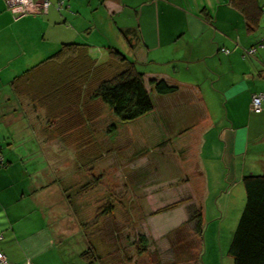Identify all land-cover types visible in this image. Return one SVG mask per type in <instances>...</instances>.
I'll list each match as a JSON object with an SVG mask.
<instances>
[{
  "label": "crops",
  "instance_id": "obj_1",
  "mask_svg": "<svg viewBox=\"0 0 264 264\" xmlns=\"http://www.w3.org/2000/svg\"><path fill=\"white\" fill-rule=\"evenodd\" d=\"M47 1L45 14L32 15L11 10L0 0L5 85L9 88L14 77L64 44L85 45L92 53L91 48L102 47V60L105 48L113 47L143 74L154 109L141 118L156 129L125 141L116 131L106 140L107 106L81 94L74 99L73 92L63 90L52 105L63 110L55 118L60 134L44 138L56 144L42 153L35 143L40 134L29 136L32 143L24 145L17 127L21 115L31 109L41 116V109L24 97L0 93L4 264H147L138 261L143 254L137 256L126 238L130 242L143 235L149 243L146 252L168 251L163 238L187 221L188 205L200 208L202 221L212 210L221 220L229 202H235L230 201L231 187L242 186L244 176L264 175V102L259 113L250 111L251 97L264 93V15L248 27L230 0ZM263 5L264 0H254L256 10ZM151 80H163L176 91L158 95ZM39 116L38 130L45 136L46 119L41 125ZM3 137L11 143L4 146ZM73 150L100 160L93 170L80 168L87 178L81 184L90 171L95 185L70 201L74 168L62 165L61 156L68 151L73 155ZM40 152L51 157L46 164ZM109 193L119 207L101 217L102 228L93 235L100 261L86 263L80 254L89 245L88 224L95 203L104 202ZM244 199L238 206L243 207ZM74 204H81L78 219L86 228H80Z\"/></svg>",
  "mask_w": 264,
  "mask_h": 264
},
{
  "label": "trees",
  "instance_id": "obj_2",
  "mask_svg": "<svg viewBox=\"0 0 264 264\" xmlns=\"http://www.w3.org/2000/svg\"><path fill=\"white\" fill-rule=\"evenodd\" d=\"M230 4L241 12L248 27L255 26L261 7L255 9L254 0H230ZM106 57L98 58L85 45L64 44L47 60L27 69L14 77L8 84L13 96L24 97L34 108L45 112L49 138L59 136L55 118L63 110H55L52 105L60 98V92L68 90L74 93L73 98L81 94L83 98L98 100L107 106L110 117L106 133L115 131L118 124H128L153 112L154 106L145 88L143 74L124 54L113 47L105 48ZM152 90L158 95H167L176 91L174 86L163 80L149 81ZM71 87V88H68ZM55 126V127H53ZM53 133V136L51 135ZM244 191V204L236 226L231 234L226 254L231 264H264V175H247L241 180ZM95 185L93 179L81 184L74 193L69 191V200L91 190ZM112 193L106 194L104 202L95 203L94 217L89 221L90 234L88 248L81 252L80 258L86 263L100 261L94 240L95 231L102 228L100 219L103 215L118 209L117 200L113 201ZM109 198V199H107ZM76 205V204H74ZM73 205V207H74ZM188 219L193 223L197 234H202L200 208L190 204L186 207ZM96 217V218H95ZM98 218L99 225L95 226ZM95 219V220H94ZM186 221V222H187ZM80 228H86L78 219ZM97 223V222H96ZM125 240V238H124ZM126 238V243L133 246L137 256L148 251V238L136 235L133 240ZM130 257H127V261Z\"/></svg>",
  "mask_w": 264,
  "mask_h": 264
},
{
  "label": "rangeland",
  "instance_id": "obj_3",
  "mask_svg": "<svg viewBox=\"0 0 264 264\" xmlns=\"http://www.w3.org/2000/svg\"><path fill=\"white\" fill-rule=\"evenodd\" d=\"M106 47V45H105ZM91 50L96 53V56L99 58V53H102L103 48L102 47H94L91 48ZM99 52V53H98ZM248 53V51H246ZM249 54V53H248ZM4 72L0 73V93L3 94H10L13 95L10 91V88L5 85L7 82L4 80L3 77ZM9 81V80H8ZM154 92V91H153ZM13 97V96H12ZM29 112L26 114L21 115L22 118L17 121V127L20 129L22 135V140L20 143L26 145V143H32L31 140H29V136H35V133H39L37 137L35 136V143L36 146H40L43 150L52 149L54 145L56 144L54 141L44 140V138L48 137L50 133L46 132V135L44 136V133H41V129H39V121L35 118V116L39 115H32V110H28ZM36 113V112H35ZM41 114L40 117V123L43 125V118L45 117V112L41 108V111L39 112ZM146 118V117H145ZM35 119V120H34ZM46 119V118H45ZM146 119L140 118L136 121H133L128 124H118L115 131H111L110 133H107L106 140H112L113 134L122 135L121 141H125L127 137L129 138H139L138 134H143L144 131L148 129H156L155 124H150L148 122L146 124ZM35 122V127L32 126ZM30 123V124H29ZM47 125L43 126L46 127ZM11 128V126H9ZM13 128V127H12ZM16 130L9 129L8 133L15 134ZM51 135L53 136V133L51 132ZM115 136V135H114ZM127 136V137H126ZM105 140V141H106ZM26 142V143H25ZM11 142L8 141L6 138H2V144L6 146L7 144H10ZM139 144V143H138ZM30 145V144H28ZM31 146V145H30ZM37 147H34L35 149ZM124 149V148H122ZM79 150V149H78ZM99 151L102 153H106V148L102 150V148H99ZM73 155L70 154V152H65L61 159L62 165H64L65 162H67L69 165H73V187L70 188L69 191H72V193L75 194L76 191H78L81 186V182L85 181L87 178L85 177V172H83V169H80L82 166L85 168L88 166L90 167V170H93V166L97 164V161L100 159H96L90 156L81 155L80 153L75 152L73 150ZM40 152V158L41 161L46 164L45 161H48L51 159V157H46ZM54 154V153H53ZM120 158L123 159V156L120 153ZM72 161V162H71ZM59 162V161H58ZM96 163V164H95ZM76 167V169H75ZM92 168V169H91ZM96 168V167H95ZM89 170V169H88ZM89 180L92 178L91 172L89 171ZM111 175V174H110ZM109 175V176H110ZM107 176V177H109ZM111 177V176H110ZM76 178L79 179V181H76ZM88 180V181H89ZM120 191V194H123V190ZM239 191V195H237L236 198V192ZM244 194L243 187L241 185L233 186L231 187V193L230 196L232 197L230 201L234 199V204L232 202H229V204L226 206L224 216H222L221 220H218L217 215H215V210H212V215H209L205 217L206 219L202 221V234H197L196 231L193 228V223L190 222H184L181 226L179 224L177 225L178 230L172 232L169 234V236L163 238V243H166L168 241L170 248H168V251H154L143 253V257L139 259L138 261L147 262V264H158L160 261L162 264H231L230 257L227 256L226 251L228 248V245L230 243L231 234L236 226V223L238 221L240 212H241V205L238 206L237 202L240 200V198H244L242 195ZM81 204L74 205V216L78 218L81 217ZM198 207V206H195ZM241 207V208H240ZM224 208V206H223ZM97 209V206H95V210ZM238 211H240L238 213ZM214 216V217H213ZM96 218V217H95ZM81 220V219H80ZM95 220V219H94ZM95 222V226L99 225L98 218ZM97 222V223H96ZM169 223H172L171 221ZM172 225L169 226L171 229ZM89 228H92L91 226ZM140 228H144V226H140ZM92 239V237H87V239Z\"/></svg>",
  "mask_w": 264,
  "mask_h": 264
},
{
  "label": "built area",
  "instance_id": "obj_4",
  "mask_svg": "<svg viewBox=\"0 0 264 264\" xmlns=\"http://www.w3.org/2000/svg\"><path fill=\"white\" fill-rule=\"evenodd\" d=\"M4 2L7 8L11 10L19 9L24 14H32V15L45 14L49 6V2L47 0H4ZM261 13L264 15V5L261 7ZM221 51L226 53L225 50H221ZM248 53L251 54L252 50L249 51ZM262 102H264V93L253 95L250 100V111L253 113H259L261 111ZM0 263L1 264L5 263L1 253H0Z\"/></svg>",
  "mask_w": 264,
  "mask_h": 264
}]
</instances>
